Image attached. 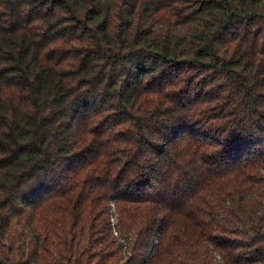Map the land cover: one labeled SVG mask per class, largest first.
Wrapping results in <instances>:
<instances>
[{
  "label": "trees",
  "instance_id": "trees-1",
  "mask_svg": "<svg viewBox=\"0 0 264 264\" xmlns=\"http://www.w3.org/2000/svg\"><path fill=\"white\" fill-rule=\"evenodd\" d=\"M0 264H264V0H0Z\"/></svg>",
  "mask_w": 264,
  "mask_h": 264
}]
</instances>
